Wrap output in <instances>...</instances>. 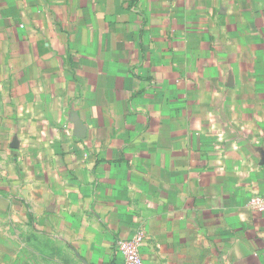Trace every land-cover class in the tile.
<instances>
[{
	"label": "crops",
	"instance_id": "crops-1",
	"mask_svg": "<svg viewBox=\"0 0 264 264\" xmlns=\"http://www.w3.org/2000/svg\"><path fill=\"white\" fill-rule=\"evenodd\" d=\"M264 0H0V264H264Z\"/></svg>",
	"mask_w": 264,
	"mask_h": 264
},
{
	"label": "built area",
	"instance_id": "built-area-1",
	"mask_svg": "<svg viewBox=\"0 0 264 264\" xmlns=\"http://www.w3.org/2000/svg\"><path fill=\"white\" fill-rule=\"evenodd\" d=\"M248 206L251 210L264 214V195L253 196L250 199ZM144 241V233L139 232L130 239L119 240L117 242V252L123 258L124 264H143L141 248Z\"/></svg>",
	"mask_w": 264,
	"mask_h": 264
}]
</instances>
